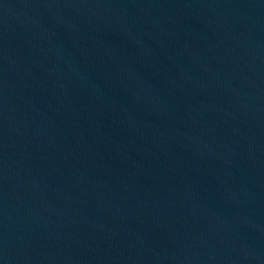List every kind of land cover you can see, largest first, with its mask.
I'll return each instance as SVG.
<instances>
[{
	"label": "water",
	"instance_id": "obj_1",
	"mask_svg": "<svg viewBox=\"0 0 264 264\" xmlns=\"http://www.w3.org/2000/svg\"><path fill=\"white\" fill-rule=\"evenodd\" d=\"M0 264H264V88L0 171Z\"/></svg>",
	"mask_w": 264,
	"mask_h": 264
}]
</instances>
